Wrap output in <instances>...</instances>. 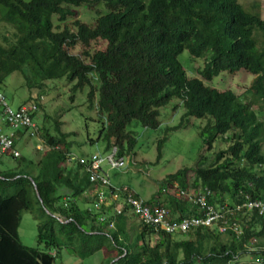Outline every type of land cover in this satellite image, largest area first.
Masks as SVG:
<instances>
[{
	"label": "trees",
	"instance_id": "16d2710c",
	"mask_svg": "<svg viewBox=\"0 0 264 264\" xmlns=\"http://www.w3.org/2000/svg\"><path fill=\"white\" fill-rule=\"evenodd\" d=\"M95 3L106 9L97 12L93 25L76 17L74 29L67 23L60 26L75 15L76 7ZM1 21L11 33L0 36V88L16 71L29 88L66 78L71 100L88 87V106L96 109L101 123L97 137L89 141L103 139L102 154L112 149L117 158L133 154L137 139L128 125L137 121L158 128L160 109L173 98L184 112L166 132L187 126L191 117L205 119L201 134L206 135V149L198 163L168 177L164 202L157 200L158 193L146 202L164 206L174 221L197 217L200 209L177 195L180 188H204L214 192L209 203L216 210L228 202L231 209L224 216L225 232L219 229L223 219L186 233L139 223L137 238H126L127 214H115V201L90 210L79 205L94 183L86 162L74 158V166L66 165L73 154L70 133L56 122L57 134L38 128L44 143L38 161L21 151L18 157L9 156L16 160L15 168L0 170V264H54L63 237L70 251L82 256L92 250V242L110 240L119 257L104 264H237L242 255L264 264V214L237 210L232 204L246 194L264 200V121L258 119L264 108V19L259 13L238 0H0ZM184 50L205 62L191 68L194 76L179 61ZM241 70L255 76L249 92L254 102L261 101L258 109L233 90L206 83L223 72ZM218 141L227 147L207 164L204 154ZM26 160L28 168H21ZM24 210L38 219L39 246H27L19 237ZM96 219L104 221L110 233Z\"/></svg>",
	"mask_w": 264,
	"mask_h": 264
},
{
	"label": "rangeland",
	"instance_id": "374dc122",
	"mask_svg": "<svg viewBox=\"0 0 264 264\" xmlns=\"http://www.w3.org/2000/svg\"><path fill=\"white\" fill-rule=\"evenodd\" d=\"M247 10L259 13L264 19V0H238ZM105 4L95 3L93 5H83L75 8V15L66 17L60 26L65 23L74 29L72 21L78 18L80 21L93 25L94 17L97 12L105 10ZM8 25L0 22V36L7 33L10 36ZM61 30V29H60ZM1 41V37H0ZM179 61L190 75L194 72L191 68H198L204 65L202 58L193 57L187 50L179 55ZM192 75V76H194ZM254 74L241 70L236 73L223 72L219 76L214 77L212 81H206L207 84L217 87L220 90L231 89L238 94L243 101H253V107L257 108L261 105V101L254 102L255 96L249 92V88L254 80ZM40 89L29 88L25 84L23 75L19 72L9 74L4 85L1 86L0 92L5 96L6 102L14 109L18 108L22 103L29 101L31 98L41 100L40 107L35 113L34 120L38 126H45L51 133L57 134V124L60 122V129L65 133H70L68 142L71 144V152L75 154L78 160L85 154H93L95 152L103 153L105 151V142L103 139L96 143H90L89 138H95L98 135V129L101 125L99 115L95 108L91 109L87 102L88 87L82 91H78L74 99L70 97V86L66 78L47 80ZM258 109V108H257ZM161 124L156 129L143 127L137 121H133L127 127L136 136L137 143L134 153L131 157H127L125 166L120 169H108L111 184L115 186L126 185L136 191L145 200H150L157 193L161 196L157 200L162 201L166 194L161 192V187L165 186L170 175L176 173L183 168H192L195 166L202 153L206 149L204 136L201 130L205 125V119L191 117L187 126L166 132V127L175 126L180 122L184 107L181 106L176 98L161 109ZM258 115L259 121H264V108L260 109ZM167 114V116L165 115ZM42 134V131H41ZM39 140L36 137L24 139L20 142V150L25 158H31L38 161L41 158L42 150H36ZM227 144L216 142L215 147L206 152L205 162L213 159L215 152L221 148H226ZM44 153V152H43ZM67 166H74L76 162H65ZM16 160L11 159L8 155L0 156V170L7 168H15ZM28 168V161H24L22 167ZM106 168V167H105ZM192 172L190 173V175ZM189 179V185L194 181L193 176ZM89 190V189H88ZM193 190V189H188ZM164 195V196H163ZM156 197V196H155ZM81 207L86 208L87 205L83 201H79ZM128 214L126 215V233L127 238H137L140 232L141 223L136 216L129 215V207H125ZM104 221L95 220L97 225L105 229V233L110 230L105 227ZM38 219L30 210H24L21 215V222L18 233L21 241L30 247L39 246L37 242ZM85 229H89V225H84ZM222 238H225L223 235ZM264 240V238L262 239ZM101 244L92 242L90 246L92 250L84 256L79 253L70 251L64 237L61 239L59 255L55 259L54 264H104L107 260L119 256V250L115 245H111L110 240L101 239ZM54 252V251H53ZM52 252V253H53ZM109 258V259H108ZM237 264H259L257 258L252 255H242Z\"/></svg>",
	"mask_w": 264,
	"mask_h": 264
},
{
	"label": "built area",
	"instance_id": "2783aa9c",
	"mask_svg": "<svg viewBox=\"0 0 264 264\" xmlns=\"http://www.w3.org/2000/svg\"><path fill=\"white\" fill-rule=\"evenodd\" d=\"M37 109L35 102L20 105L18 108H12L5 100V96L0 92V155L10 154L13 157L21 155L19 149L15 144V138L23 130L25 136H37L39 133L38 126L32 118V114ZM19 129H22L18 131ZM115 149L109 154L100 155L95 153L88 158H79L81 162H86L87 170L90 173V181L97 185L94 190L96 202L94 207L100 208V205L105 202V192L101 187L109 185V178L104 170L106 165L109 168H121L126 162L124 157H116ZM75 156H71L69 160H73ZM124 203L129 207V210L137 217V219L144 225H151L159 227L166 232L173 233L176 231L187 232L192 228L199 226L211 227L220 219H223V224L219 227L220 231H226V222L224 216L230 212V207L222 206V211L216 210L209 203V199L213 196V192L209 189H201L195 193H187L180 190V195L187 198V200L194 206H197L202 212L201 216L186 217L180 221L169 219V212L163 206H153L144 201V199L134 196V194L124 189ZM113 198H118V193L113 194ZM259 209L262 213L264 205L261 202L248 199L242 205H237L236 209ZM123 209L117 208L116 214H121ZM103 217L101 216L100 219ZM104 219V218H103ZM113 226V222L109 224ZM232 228L240 233L241 228L237 223L232 224Z\"/></svg>",
	"mask_w": 264,
	"mask_h": 264
},
{
	"label": "clouds",
	"instance_id": "9594fccd",
	"mask_svg": "<svg viewBox=\"0 0 264 264\" xmlns=\"http://www.w3.org/2000/svg\"><path fill=\"white\" fill-rule=\"evenodd\" d=\"M42 98H43V96L40 98L41 100H42ZM41 100H30V101H27V102H24V103H22L21 105H23V104H26V103H30V102H35V104H36V106H37V109L35 110V112L32 114V118H33V120H34V117H35V113L38 111V109H39V103L41 102ZM35 121V120H34ZM37 124V123H36ZM38 126V125H37ZM39 127H41V126H38V128ZM19 130H22V129H19ZM20 134V133H19ZM21 134H24L23 133V131L21 132ZM33 137H36L38 140H39V143L36 145V148H35V151L36 150H42L43 148H44V143H43V139L41 138V133L39 132L38 133V135L37 136H25V135H22L21 136V139H17L18 140V142L16 143L15 142V144H16V146H17V148L19 149V151H20V153H21V150H20V147H19V145H20V142L22 141V140H24V139H29V138H33ZM95 153H99L100 155H106V154H109V153H105V154H102V153H100V152H95ZM95 153H93V154H95ZM5 155H8V156H10V154H5ZM90 155H92V154H90ZM0 156H3V155H0ZM12 156V155H11ZM72 156H75V157H77L75 154H72ZM124 158H125V160H126V158L127 157H131V155L130 156H123ZM70 162L72 161V160H69ZM125 166V165H124ZM123 166V167H124ZM106 167V168H105ZM123 167H121V168H123ZM108 169H109V167H107L106 165L104 166V170H105V172L107 173V176H108V178H109V174H108ZM115 169H120V168H115ZM174 184V186L175 187H179L180 188V186H179V184L178 183H173ZM166 186V185H165ZM165 186H163L162 188H161V190L163 191V194H166V188H165ZM97 187V185L96 184H92V186H91V188L90 189H92L93 190V194H92V197H91V202H90V205L92 206H94V203L96 202V196H95V193H94V190H95V188ZM89 189V190H90ZM101 189H103L104 190V192H105V202L104 203H102V204H104L105 206H110L111 205V203L113 202V201H115V206H114V211H115V214H116V210H117V208H121V209H123V212H125L126 214H128V212L126 211V209H125V203H124V193H123V191H124V189H126V190H129V191H131L133 194H134V196H136V197H139V198H142L139 194L138 195H136V191H134L133 189H131L129 186H126V185H120L119 187H114V185L113 184H111V181H110V178H109V185L108 186H103V187H101ZM201 189H204V188H201ZM201 189H199V190H201ZM180 190H182V191H185V192H187V193H195V192H197V191H199V190H196V191H194V190H187V189H184V188H180L179 189V194L177 195V196H179L180 198H184L185 200H187V198L186 197H184V196H181L180 195ZM210 190V189H209ZM118 193V198H113V194L114 193ZM211 192H212V190H211ZM213 195H214V192H213ZM142 199H144V198H142ZM248 199H250V200H253V201H258V202H261L263 205H264V200H262V199H258V198H253L251 195H249V194H246V195H244V199L241 201V202H239V203H232V204H235V205H233V206H237V205H242L244 202H246ZM67 200V199H66ZM66 200H65V202H66ZM144 201L146 202L147 200H145L144 199ZM188 201V200H187ZM189 202V201H188ZM147 203V202H146ZM149 204V203H148ZM191 204V203H190ZM151 205H153V204H151ZM225 205H227V206H230V203L228 202V203H226ZM91 206H87V207H89L88 209L90 210V208L92 209V207ZM153 206H160V205H153ZM194 206V205H193ZM224 206V205H223ZM128 207V206H127ZM164 207V206H163ZM197 207V206H196ZM198 208V207H197ZM245 212H247V213H249V212H253V211H256L258 214H264V211L261 213L260 212V210L259 209H257V208H255V209H250V210H248V209H243ZM122 212V213H123ZM129 214H130V216H133L134 214L129 210ZM57 217H59L60 218V215H56ZM103 217V216H102ZM177 217H180L179 215H177ZM193 217V216H192ZM101 218V217H100ZM99 218V219H100ZM183 218H186V217H182L181 219H183ZM61 220H62V218H60ZM136 219H137V217H136ZM169 219H170V217H169ZM180 219V220H181ZM171 220H173V219H171ZM179 220V221H180ZM200 227V226H199ZM205 227H208V226H205ZM192 229H194V228H192ZM189 231V230H188ZM174 233V232H173ZM183 233H186V232H183Z\"/></svg>",
	"mask_w": 264,
	"mask_h": 264
},
{
	"label": "crops",
	"instance_id": "0c3cea01",
	"mask_svg": "<svg viewBox=\"0 0 264 264\" xmlns=\"http://www.w3.org/2000/svg\"><path fill=\"white\" fill-rule=\"evenodd\" d=\"M114 187H119V186H115V185H114ZM92 194H93V190H92V189H90V190H86V191L84 192V194L81 196V200H82L83 202H85V204L89 205L90 202H91ZM140 196H141V195H140ZM155 196H156V195H155ZM141 197H142V196H141ZM178 214H179V213H178Z\"/></svg>",
	"mask_w": 264,
	"mask_h": 264
}]
</instances>
